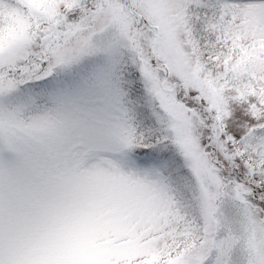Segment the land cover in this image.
<instances>
[{
	"label": "snow or ice",
	"instance_id": "obj_1",
	"mask_svg": "<svg viewBox=\"0 0 264 264\" xmlns=\"http://www.w3.org/2000/svg\"><path fill=\"white\" fill-rule=\"evenodd\" d=\"M0 264H264V0H0Z\"/></svg>",
	"mask_w": 264,
	"mask_h": 264
}]
</instances>
